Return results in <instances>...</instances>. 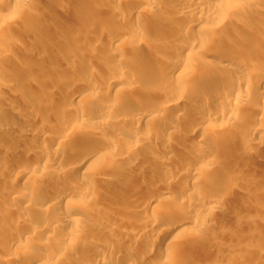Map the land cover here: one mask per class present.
Returning a JSON list of instances; mask_svg holds the SVG:
<instances>
[{
	"label": "rangeland",
	"instance_id": "rangeland-1",
	"mask_svg": "<svg viewBox=\"0 0 264 264\" xmlns=\"http://www.w3.org/2000/svg\"><path fill=\"white\" fill-rule=\"evenodd\" d=\"M131 1L133 0H19L17 10L13 13L4 7L0 8V31L5 33L0 39V92L6 96V101L0 99V122L19 124L24 117L34 115L39 120H44L45 129L40 135L36 132L38 127H34L17 140H14L15 135H18L15 129L5 128L0 132V146L7 151L0 152V264H26V257L32 250L42 254V260L37 262L39 264H164V261L168 264L170 256L164 259V255H171L178 250L183 251L184 257L172 264H264V242H257L264 237V133H252L243 125L254 118L248 111L255 106L260 110L257 122L264 129V98L261 96L264 94V85L246 88V92L243 84V76L248 74L247 78L254 82L259 73H264V66L261 69L258 65L255 66V63L264 62V53L259 55L252 50L253 46L264 49V12L261 15L259 13L260 9L264 10V2L237 0L229 12L221 17L217 16L215 19L210 15H201L202 19L195 22L197 24L183 30L181 26L196 20V13L180 15L172 12L170 0H157L153 7L144 3L142 11L137 12ZM4 3L5 0H2L1 4ZM69 7L74 8L75 12L66 16L65 10ZM203 10L204 8L200 11L202 14ZM5 13L8 17L4 20L1 16ZM160 14L172 19L173 29L163 26ZM112 34L119 37V47L116 50L119 55L115 54V57L107 53V47L103 45L107 36ZM161 35L166 39L163 40L164 43H157L158 46L155 41ZM203 36L221 43L219 53H210L213 46H203L197 41ZM243 37L246 41L242 40ZM184 38L196 40L194 47L186 54L194 59L206 57L208 63L199 67L197 65L195 72H191L192 75L184 73L179 79L176 77L170 80L169 87H172L167 92L169 96L167 93L162 94L163 91L158 88L147 87L144 80L172 60L179 41ZM50 52L55 56L48 58L47 54ZM71 52L77 57L69 60ZM230 53L231 56L228 55ZM18 63L23 65L22 69L18 68ZM87 67H94L105 76L121 71L133 73L135 78L132 74L130 79L136 81L139 78V81L131 84L125 82L127 85H124H132L135 93L128 94L125 89L114 92L104 87L101 90L99 87L96 90L98 94H95L82 89L81 86L87 83L84 79ZM188 69L189 67L185 68ZM42 74L47 76L46 80L40 77ZM237 75H242V78ZM227 78L237 81L240 87L238 90L244 97L237 96L235 98L238 101L231 100L229 104L238 105L234 115L233 112L228 114L223 110L220 118L212 120L214 126L211 124L209 129L218 128L214 131L220 137V132L229 127L238 132L240 138L237 136L239 139L236 137L235 140L226 135L219 138L218 135L215 136V132L212 137H205V132L188 137L187 144L190 147L200 146L215 151L218 159L224 158V162L212 164L211 179L204 180L198 174L192 180L178 175L170 181L163 172L162 165L165 164L164 160L175 162V159H184L185 156L180 152L182 147L174 154L171 153L173 159L158 156V162L149 159V151L163 148V143L168 140L178 144L179 140L181 142L185 139L184 134L190 120L186 117L190 118L187 115L193 104L204 102L207 97L224 90ZM219 79L223 82L218 81ZM5 81L9 82V86L3 85ZM61 81L78 84L75 88L78 90L70 92L61 89ZM146 91L149 94L145 95ZM181 91L182 98H176L175 101L182 105L171 111L169 116L165 115L163 120L172 121L180 117L181 133L177 135L165 131L157 134L148 122L137 126L136 123L130 125L120 121L118 125H113L111 122L115 119L111 120L112 117L103 118V122H99L93 116L102 103L112 104L119 99L117 111H124L127 109L126 102L147 100L161 105ZM76 92L78 96H74ZM256 93H260V96L257 97ZM62 100H67L72 109L81 111L80 116L75 112L76 121L73 123H65L63 120L66 113L60 105ZM10 103L12 107H8ZM198 115L206 117L210 114ZM148 130L151 135L149 141L138 143L140 146L135 144L136 136ZM88 132L101 133L103 140H85ZM53 133L65 137L56 148L64 159L41 166V160L35 159L41 155L36 147L44 145ZM115 133L120 135L117 139ZM180 136L184 138H178ZM242 138L246 139L244 143ZM222 141L229 143V146L221 145ZM256 141L261 143L259 149L255 146ZM80 146L89 147L95 155H101L95 164L73 172L69 170L65 159L73 155ZM251 147L257 149L255 156ZM40 157L44 158V155ZM248 159H252V165L248 163L250 166L246 164ZM12 162L20 163L22 169L11 171L8 164ZM35 162L39 166L31 170ZM169 168L176 171L177 165L172 164ZM202 169L205 170V166ZM237 169L240 171L237 172ZM128 175L135 177V180L128 181ZM151 176L155 177L154 181ZM46 184L56 185L52 193L57 196L69 187L76 189V194L65 197L60 202H52L48 199L52 193L45 194L40 190ZM92 184L96 186L94 189L91 188ZM189 185L199 186L202 193L181 196L184 188ZM6 189L12 194L6 195ZM143 189L161 192L163 201L158 206L143 203L142 208L135 205L139 203L136 201H140ZM210 190L224 196L211 209V216L215 220L206 221L196 214H190L192 222L201 219L203 224L190 226L189 220L190 223L186 226L189 224L187 227H191V230H184V237L188 234L184 238L187 240L180 238L183 235L181 232L173 242H168L165 238L158 241L151 250L144 247L146 241L156 239L157 236L148 232L151 222L170 213L171 219L175 212L188 208L187 200L202 202L208 198ZM22 192L29 195L26 206H22L17 199ZM178 195L180 197L176 199L175 196ZM171 197L174 198L171 200ZM179 203L184 206L179 207ZM129 204L132 205L129 207ZM65 210L73 211L76 218L74 225L56 222ZM34 221L46 222V225L39 229L31 228ZM157 227L162 233H170L168 222ZM71 229L75 233L66 235ZM136 231L140 233L136 234ZM134 232L137 235L135 240L129 236ZM18 233L21 234V240L17 245L10 246L12 238ZM114 244L120 251L117 256L122 258L125 254H131L132 261L120 263L119 259L111 260L109 254H104L102 260L95 258L93 250L96 247L107 249ZM113 248L116 249V246Z\"/></svg>",
	"mask_w": 264,
	"mask_h": 264
},
{
	"label": "bare ground",
	"instance_id": "bare-ground-1",
	"mask_svg": "<svg viewBox=\"0 0 264 264\" xmlns=\"http://www.w3.org/2000/svg\"><path fill=\"white\" fill-rule=\"evenodd\" d=\"M1 1L2 0H0V8L4 7L7 10H9V12L11 11L12 13L17 10L18 4H19L17 2H19V0H5V3H4L5 5L1 4ZM167 1H169V0H167ZM236 1L237 0H170L169 2L172 3V4L170 3L172 12L174 11V12L180 13V15L181 14H185V13H190V14L196 13L197 14L196 20H193L191 23H187L184 26H181L183 28V30L184 29L188 30L192 26L197 24L195 22L200 21L202 19L201 15H204V16L210 15V16L216 17L215 19H217V16L221 17L225 13L229 12L228 10H230L232 8V5ZM244 1L251 2V0H248V1L244 0ZM257 1L264 2V0H257ZM155 2H157V0H133V1H131V4L133 5L134 10L139 12V11H142V6L144 5V3L146 5H149V6L153 7L156 4ZM245 4H247V3H245ZM203 8H204V10H203L204 13L202 14L200 11ZM259 11H260L259 12L260 15H261L262 11L264 12L263 8L260 9ZM74 12H75L74 8L69 7V8H67L65 10V15L66 16H70ZM5 14H2V16H1V18H3L4 20L6 19V17H8V15L6 14V16H5ZM160 15L162 16L161 20L163 21V26L168 28V29H173L174 28V26H173L174 23L172 22V19L166 18L162 14H160ZM58 19H60V18H58ZM158 19H159V16H158ZM37 20H39V18H37ZM4 34L5 33L3 31H0V39L1 40H2V38L4 36ZM164 37H163V35L159 36L156 39L155 44L158 45L159 42L161 44V41L164 43L163 40L166 39V37L165 38ZM210 39H211L210 37H206V36L204 37L203 36V38H200V40H197V41L201 42V44L203 46H204V44L207 45V46H209V45L213 46V49L211 48L212 50H211L210 53H212V54L219 53V50L221 48V43L219 41H216V40L215 41L213 40L214 41L213 42L212 39L211 40ZM118 40H119V37L117 36V34H112V35H108L107 38L103 41V45H105L107 47V49H106L107 53H109L112 57L113 56L115 57V54H118V53H116V50L119 47ZM242 40L246 41L244 37L242 38ZM195 41H191L190 39L187 40L185 38L181 39V41H179V43H178V45H177V47H176V49H175V51L173 53L172 60L169 63L165 64L162 68L158 69L157 71H154L155 74H152V75L148 76L146 78V80H144L145 85L147 87H149V88L151 87L152 89L153 88H158L161 92L163 91L162 94L163 93H167L169 91V88L172 87V86L169 87V84L171 82L170 80L175 79L176 77L180 78L181 75H183L184 73L192 75V73L195 72V67H197V65L199 67V65H201V64L204 65L205 63H208V58H206V57L194 59L193 57L188 56L186 54L187 51H189L190 49H192L194 47V45H195L194 43H196ZM156 45H155V48H157ZM214 45H215V48H214ZM252 50L256 54H259V55L260 54L263 55V53H264V49L263 50L261 48L259 49L256 46L255 47L253 46ZM119 51H120V49H119ZM52 53L50 52L49 54H47V57L48 58L49 57L50 58L54 57L55 55L52 54ZM120 53H121V51H120ZM118 55H117V58H118ZM228 55L231 56V53L228 54ZM68 57L70 58L69 60H71V59H75L77 57V55L74 52H71V54L69 53ZM120 57L121 56H119V58ZM227 58H228V56H227ZM229 58H231V57H229ZM252 63H253V61H252ZM256 65H258V68L260 67V69H261L264 66V62L263 63H258V64L255 63V66ZM17 66L20 69H22V67H23V65H21L20 63H18ZM71 66L74 68V65L71 64ZM186 67H189V69L185 70ZM196 69H198V68H196ZM248 72H249V70H248ZM132 74H130L128 71H121L119 73H116L115 75H110V76L106 75L105 76L104 74L100 73L98 71V69H96L94 67H87L86 70H85V74H84L85 75L84 79L87 80V83L83 84L82 86L80 85V86L82 87V89H85L86 91L88 90V91H90V93L94 92L95 94L96 93L98 94V91L96 92V90H98L99 87H100L101 90L104 87L106 90H109V91L113 90L114 92H117V91L125 89L126 92H128V94H133V93H135V88L132 85H131V87H127L126 83H129V84L134 83V82L136 83V82L139 81L138 80L139 78L137 77L138 79H136V81L133 78L131 80L130 78H131ZM260 74L261 73H259L258 78L254 82H252L250 79L247 78L248 74L246 76H243V80H244L243 84H244L245 90H246V88H249V87L251 88L254 85L256 87L264 85V73H262L261 75ZM133 76H134V74H133ZM240 76L242 78V75H239L238 78ZM40 77L45 79V80L47 78V76H45L44 74L40 75ZM134 78H135V76H134ZM215 78L218 79V77H215ZM220 79L218 81H220L222 83L223 81L220 80ZM233 80H234L233 78H230V79L227 78V81H226L225 86H224L225 87L224 90H221L215 96L207 97L204 102L199 101L198 104L194 103L192 108L190 107L191 108L190 113H189V115H187V116H190V118L186 117L188 120L189 119L190 120L188 121L189 124L187 123L188 126H187V129H186L187 132L185 133L186 135L184 134V136H186L185 139H183L184 137H182L183 136L182 135V136H180L178 138L182 137L183 140L181 139L182 140L181 142L179 140L178 144L171 143V141L168 140V142L166 141V142L163 143V145H162L163 148H159V149L155 148V150L149 151L150 152L149 159L151 158L153 160H156V158L158 156H162L163 157L162 159H164V158L169 159L171 157V153L177 151L179 148L182 147V149L184 151L182 149H180V150L183 151V152L182 151H180V152L182 153L181 154L182 156H185L184 159H182V157L180 156L182 160L175 159L176 160L175 162L172 160L173 163L171 161H169V160H167V161L164 160L165 164L162 165L163 168H164L163 172H165L167 174L166 177L170 181L173 178L177 177L178 175H181V176L183 175L184 178L192 180L193 177L194 178L198 177V174H200V176L204 180L211 179L213 177V174L210 172V170H211L210 167L212 166V164H214V163L216 164L217 162H220V161H221V163L224 162V158L222 160L218 159V156H217L218 154H216L215 151H211V150L202 148L200 146H198V147H190L187 144V142H188L187 139H188V137H192L194 134L196 135V134L202 133V132H205L204 133L205 137H206V135H208L209 137L214 136L215 134H213V132H215L214 130L218 129V128H215L214 130H211L212 128L209 129V126H211V124L213 123L212 120L216 121L218 118H220L221 112L223 110L224 111L226 110L228 114H231L233 112V115H234V111H235V109L238 108V105L235 103L234 106H233V104L231 105V104H229V102L231 100L233 101L235 99H236V101H238L237 100L238 98H235L237 96L239 98L240 97H244V96L243 95L241 96V94H243V93L239 92V90H238L239 85L237 84V81H233ZM215 81H217V80H215ZM124 84H126V85H124ZM3 85L4 86H9V82L5 81V82H3ZM77 85L78 84L73 83V82L71 83L69 81L68 82L61 81L59 83V87L61 89H64V90H67V91H70V92H72V90L74 91V89L76 88ZM75 90H78V89H75ZM160 91H159V93H160ZM243 92L246 93L247 90H246V92L245 91H243ZM147 93L149 94V92H147V91L144 94L146 95ZM30 94L31 95H35V93H30ZM162 94H160V96H163ZM171 94H170V98L172 97ZM182 94H183V92L181 91L180 93L176 94L175 97L173 96L172 99H168V100H170L169 103H168V100H166V103L161 101V102H163L161 105H159V104L157 105L156 103L149 102L147 100L146 101H139V102H135V103L126 102L125 101L127 103L126 104L127 109L124 110V111H117V107L119 106V99H117L116 101H114V103L112 102V104H106V103L105 104L104 103L99 104L97 109H96V111L93 113V116L99 122H103L102 120L107 119V117H112L111 120L113 118L115 119V120H113V122H111V123H113V125H118L120 123V121H123L125 123L130 124V125H132V123H136L135 125H137V126L139 124H142V123L146 124L148 122V124L153 126V129L157 132V134H160L162 131H165L168 134H176L177 135V133L178 134L181 133V126L182 125L180 126V117L178 115H176V117L178 116L177 119H172V121H163V120H165V118H164L165 115L169 116V114H172V113H170L171 111L175 110L177 107L182 105V104H179V102L177 100L175 101V99L176 98L179 99L182 96ZM167 95L169 96L168 93H167ZM256 95L258 97V96H260V93H256ZM263 95H261L262 98H264ZM74 96H78V93L77 92L74 93ZM164 96H165V94H164ZM168 96H166V97H168ZM0 99L6 101V96L3 93H1V92H0ZM122 103H124V101H122ZM10 104H9L8 107H12L13 106L12 103H10ZM60 105H62V107L64 109V112L66 113V115H65V117L63 119L65 123H73V121H76V119H75L76 117L74 116L75 112L77 114H79V116L81 115V113H80L81 111L78 110V109H74V108L72 109L70 107V105H69V102H67V100L66 101L62 100V102H60ZM239 105L241 106V104H239ZM240 109H241V107H240ZM187 110L189 111V108ZM248 112L251 113L252 114L251 116H253L254 118H251L252 120H250V121H248L246 123H243V125H245V127L248 129V131H250L252 133L253 132L264 133V129L262 127H260L259 122H257V120L259 119V115H260L259 108L254 106ZM198 114H205V115L206 114H210V115L206 116V117H208L206 119V117H203L202 115L200 116ZM230 117H232V116H230ZM79 119H80V117H79ZM77 120H78V118H77ZM166 120H167V118H166ZM80 121H82V120L80 119ZM43 124H44V120H42V119L39 120L36 116L29 115V117H24L21 120V123H19V124H12V123L4 122V121L0 122V132L2 131V129H5V128H7V129L9 128V129H12V130L15 129L16 131H18V135H15L14 140H17L20 137H23L25 134H28L34 127H38V130L36 131L37 134H40V135L43 134L44 130H45ZM212 126H214V125L212 124ZM225 126H224V128L228 127V126L227 127H225ZM228 128L225 129V130L223 129V131H221L219 129L221 131V132L219 131L220 135L221 136L222 135H226V136H229V138H233L235 140H236L237 136L240 138V135L238 134V132L233 131L230 128L229 129ZM216 131H218V130H216ZM149 132L150 131L148 130V132L147 131H146V133L142 132L141 134L136 136L134 143L135 144L136 143L137 144L138 143L141 144V143L149 141V139L151 138V135L149 134ZM215 133H216L215 136L217 137V135L219 133H217V132H215ZM239 133H241V132H239ZM85 136H86L85 140H87V141H89L90 139H95V138L96 139H102L103 138L102 137L103 135L101 133L97 134V133L88 132V133H86ZM114 136L117 139L120 135L118 133L117 134L115 133ZM122 136H123V134L121 135V137ZM124 136H126V135H124ZM202 136H204V135H202ZM218 137H219V135H218ZM124 138H126V137H124ZM64 140H65V137L63 135H60V134H57V133H53L51 135L50 139L46 143H44V145H41L38 148L36 147V150H39V152L41 153L40 156H42V154L44 155V158H42L40 156H39V158H37V157L35 158V159H38V161L41 160V162L39 163L41 166H45V164L49 165L50 163H53V162H58V161L60 162V160L64 159L63 154L60 153V151L58 153V151H57L58 149H56L57 146H59ZM245 140H244V138H242V140H241L242 143H244ZM220 144L221 145H225V146L226 145L229 146V143H227L225 141L224 142L222 141V143H220ZM260 144L261 143H259V142L255 143L256 148H258L260 146ZM195 146H197V145H195ZM5 149H3L0 146V152H4V153L7 152ZM77 149L78 150L73 155H71V156L69 155L70 157L65 159L66 164L70 168L69 170L70 171L72 170L73 172L80 171L81 169H85L89 165H93V163L101 155V153H100V155H99V153H96V155H95L93 150H91L89 147L80 146ZM252 149H254V148H252ZM257 153H258L257 149L256 150L254 149V152H252L253 156H255ZM222 156H223V154H222ZM173 157L174 156H172L171 158L173 159ZM252 159H248L246 164H248V163L251 164L252 163ZM156 162H158V161L156 160ZM39 164H37L35 162L33 164V166L31 167V170L36 169L39 166ZM172 164H174V165L176 164L177 165L176 171L175 170L171 171V168H169V166H171ZM250 164H248V166H250ZM8 166H9V169L11 171H13V172H15L16 170H21L22 167H23L18 162H15V163L12 162V163L8 164ZM203 166H205V170L202 169ZM173 168H174V166H173ZM166 170H168V172ZM236 171L239 172L240 169H237ZM126 177H127V180L130 181V182H133L135 180L134 179L135 177H133V176L131 177V176L128 175ZM150 178L153 179V181L155 179V177H152V176ZM55 186L54 185L52 186L50 184H48V185L46 184V186H41L40 190L43 193H45V194L46 193L50 194V193L53 192V189H54ZM95 187L96 186H94L93 184L91 185V188L94 189ZM140 190H141V188L139 189V191ZM75 191H76V189L73 190L72 188L69 187V188H66L58 196L52 193L51 195H49L48 199L50 201H52V202H60L65 197H70V196L75 195L76 194ZM142 191L143 192L140 194V199H139L140 201H136L137 203L138 202L139 203L138 204L134 203L135 205H138V206H140L142 208L144 207L143 203L145 205H149V206L150 205L151 206H153V205L155 206V204H157L156 206H158V204L163 201V197H161L162 193L159 192V191H156V190L155 191L154 190H149L148 191V190H145V189H143ZM5 193H6V195L7 194L8 195L12 194L10 192V190H7V189L5 190ZM194 193L199 195V194L202 193V189L199 186H196V185H194V186H190L189 185V186H186L184 188L183 193L181 194V196L182 195L189 196V195H192ZM179 197H180V195L175 196L176 199H178ZM223 197L224 196L223 195H219L218 192L210 190L208 198H206L202 202L199 201V200H196V199L194 201L187 200L188 208H183L182 210H180L178 212H175V214H173L174 216L172 215L173 217H171V219L169 217V215L171 213L167 214L168 211H166L167 215H165V212H163V215H165V216H160L159 215L162 218H159L158 220H156L157 219L156 218L155 219L156 221L154 220L153 222H151V225H150V227L148 229L149 230L148 232L150 234L152 232V233H155L154 235H157L156 239H151V241L150 240L146 241V243H144L145 244L144 247L145 248H150V250H151V248L153 246L155 247V245L157 244L158 241H162L163 239L165 240V238H166V241L173 242L175 239L179 238V236L181 235V232H183V235H181L180 238L183 239V240H187V239H184V238H187L188 234L184 237L185 232H186L184 230H186L185 228H188L187 226H189V224L187 226H186V224L190 220V217H191L190 214H193V215L196 214V215L199 216V218L202 217L204 220L206 219V221H208L207 219L215 220V218L213 219V217L211 216V209L214 206L218 205L219 202L221 200H223ZM173 198L174 197H171L170 199L172 200ZM17 199H18L19 203L22 204V206H26L27 202L29 201V195L26 192L25 193L22 192L21 196L18 195ZM182 203H179V204H181V205H179V207H183L184 206ZM131 205L129 204V207ZM134 207H136V206H133V208ZM136 211H137V209H136ZM161 215H162V213H161ZM159 216H157V217H159ZM201 219L200 220H195L194 222H192L191 221L192 219H191L190 220V222H191L190 226L192 225V226L195 227L196 225L200 224L201 223ZM75 221H76V218H75V216H73V211L72 210L63 211L61 213V215L58 216V218L56 220V222L60 223V224L69 223V224H72V225L75 224ZM170 221H172V222H170ZM165 222L166 223L168 222V224H169L168 230H169L170 233H168V231L166 233H162L163 231H161L157 227V226H159L161 224H165ZM45 223H41V222L39 223V222H35L34 221V222H32L31 228H34V229L35 228H38V229L39 228H43L46 225ZM193 224H195V225H193ZM202 224L203 223H201L200 226ZM190 228H188V229H190ZM137 232H139V231H136V234H137ZM143 232H144V230H143ZM72 233L73 234L75 233L74 229H71V232L68 231L65 234L66 235L68 234V236H69V234H72ZM167 233L169 234L168 236H167ZM136 234L134 232V234L132 233V235L130 234L129 236H132V238L134 239ZM182 236H183V238H182ZM136 237H137V235H136ZM181 239H179V240H181ZM20 240H21V234L18 233L16 236H14L12 238V241L10 242V246H11V244L13 246L17 245ZM255 242H256V240H255ZM257 242H260V243L264 242V237L260 238V240L257 241ZM114 245L116 246V249L113 248ZM114 245H113V247H110L108 245L109 247L107 249H104V248L103 249H101V248L100 249H96L97 247L96 248L94 247L95 249L93 248L94 249L93 252H94V254L96 256L95 258L102 260L103 257L105 256L104 254H109V257H110L111 260L114 259V261H115L116 259H119L120 263H125L126 261H129V260L132 259L131 258L132 256H130L131 254L130 255H126L125 254V256H123L122 258L117 256V254L120 251L117 249V245L116 244H114ZM144 252L147 253V251H144ZM182 253H183L182 250L181 251H179V250L178 251H174L171 255L166 253L164 255V259H165L166 256L169 255L170 258H168L167 260L170 259V261L168 262V264L178 263V260L180 261L184 257V253H183V255H182ZM142 255H143V252H142ZM117 257H119V258H117ZM180 257H182V258L180 259ZM41 258H42V254H40L37 250H32L26 257V264H36L37 262H40L42 260ZM37 264H39V263H37ZM164 264H167V261H166V263L164 261Z\"/></svg>",
	"mask_w": 264,
	"mask_h": 264
}]
</instances>
